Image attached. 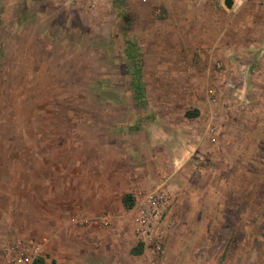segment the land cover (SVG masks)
<instances>
[{
	"label": "rangeland",
	"instance_id": "obj_1",
	"mask_svg": "<svg viewBox=\"0 0 264 264\" xmlns=\"http://www.w3.org/2000/svg\"><path fill=\"white\" fill-rule=\"evenodd\" d=\"M263 30L264 0L231 8L222 0H0V264L6 247L30 239L43 245L44 264H264V46L255 49ZM193 38L248 51L242 110L254 126L241 132L255 143L240 145L239 157L240 106L225 86L220 143L198 145L206 157L182 174L171 164L176 151L144 144L149 126H161L167 104L174 117L192 108L196 96L177 95L191 77L199 92L218 85L217 71L219 82L241 83L233 53L216 58L220 67L197 66ZM158 185L170 192L155 227L159 248L138 241L120 200ZM107 189L110 205L101 199Z\"/></svg>",
	"mask_w": 264,
	"mask_h": 264
},
{
	"label": "crops",
	"instance_id": "obj_2",
	"mask_svg": "<svg viewBox=\"0 0 264 264\" xmlns=\"http://www.w3.org/2000/svg\"><path fill=\"white\" fill-rule=\"evenodd\" d=\"M3 1V0H2ZM9 1V3H14L17 0H4V2ZM223 1V0H222ZM192 19H194V14H191ZM262 34L260 36V40L258 41L257 46L255 47V49L258 51L261 47L264 46V30L261 31ZM193 43V46L191 45L192 49L191 50H195L198 49L199 50V62L196 63V65L198 66V64H200V66L205 67L207 66V69H209V60H211V63L214 61L215 62V66L217 65V63L222 64L220 61H218L217 59H223V58H228L229 55H231V53L234 54V60H231L230 62L232 63V65L236 66V69L239 71L240 73V78L239 81H241V83L239 82V84H233L230 85L228 82V80H222L221 82H219V77H223V73L222 71H217V80H218V85L216 87H212V86H206L203 87L201 89V92H199V89H195L193 88L195 81L197 82V79L194 77H191L187 82H185L184 84H177V88L179 87V89H185V90H178L177 95H185V96H196L197 100L195 99L193 101V106L192 108H187L186 110H183L181 113H178L177 117L173 116V111L174 110L172 108L171 104H167L166 106H164V120L161 123V126L159 127V125H155L152 126L150 125L149 127L151 131V135L150 136H145V138H143L144 144H148V145H153V146H157V147H162L164 149H168L170 150L171 154L173 152L176 151V153L178 154L177 157H174L175 159H177L175 162L173 161L171 164L174 163L176 170L178 172L186 173V168L185 166H189V164H191V162L195 161L197 163H199L201 160L204 159V157H206L205 151L204 153L197 151V147L198 145H200L203 141H207V139H209L211 142L213 143H220V137L222 130L225 128V123H224V119H226V109L224 107H222L220 104H218L217 100H219L220 98H224L222 95H220L219 93L222 92L223 89H228V95H236V99H237V106H240V108H238V110H235L233 112V115H237V123L235 124V128H237L238 130L236 131L237 133L235 134V137H239V139L235 138L234 142H239V146L242 145L245 147V145L249 142L250 145L255 143V138L253 136V140H252V133L249 134V136L244 135V132L242 134V128H244V131L246 130H252L253 126L251 123L250 125H247V121L246 119L243 117L246 113V111L242 110L243 107H245L246 101H248V94L251 93V87H250V81L248 79V73H250L246 67H245V63L241 62V59L244 58L243 53L247 54L248 51L245 49L242 50H237L235 52H232L230 49H227L225 46V40L223 39H217L215 42H213L212 44H203L201 46H199V41H196L194 38L191 40ZM231 51V52H229ZM195 51H191L190 55V59L187 60V64L191 67L194 65L193 63V55H194ZM261 55L263 54H258L257 53V58L260 60V57H262ZM217 58V59H216ZM232 58V57H231ZM241 58V59H240ZM216 60V61H215ZM257 60V61H259ZM195 66V65H194ZM192 67V69L194 70L195 67ZM217 67V66H216ZM202 70V72L204 71ZM195 71V70H194ZM258 69H254L252 70L253 73H258L257 72ZM252 74V73H251ZM253 79H258V78H253ZM174 81V80H172ZM252 81V80H251ZM254 83V82H253ZM172 84H174V82H172ZM199 85V83L197 84ZM226 86V88H224ZM207 89V90H206ZM197 91V92H195ZM171 92H173V90H171ZM173 93H169V96H173ZM172 102V101H170ZM246 108V107H245ZM190 109V110H189ZM191 112V114L189 116L185 115V112ZM241 116H239V115ZM232 115V113H231ZM235 119V120H236ZM245 119V120H244ZM244 120V123H243ZM236 122V121H235ZM144 123V122H143ZM146 125V124H145ZM148 127V126H147ZM148 127V128H149ZM214 127L216 132L215 133H211L209 132V130ZM252 132V131H251ZM213 138V140H212ZM248 140V141H247ZM174 146V149L173 147ZM176 146V148H175ZM240 146L238 148V155L240 158H242V155L245 154V150L246 148ZM242 150L244 151V153L242 154ZM197 151V152H196ZM183 161V162H182ZM185 164V166H184ZM193 165V164H191ZM194 166V165H193ZM240 166V165H239ZM175 170V171H176ZM235 171V170H234ZM240 171V170H239ZM138 182V179H135ZM172 189L175 188L178 191L182 192V185H179L177 183V181H174V184L172 183ZM173 189L174 191H177ZM100 194V192H98L97 190L95 192H89L90 195V199L93 198H97L96 195ZM101 199L105 202L108 203V205L111 204L110 201V192L109 190H103L101 191ZM121 200V199H120Z\"/></svg>",
	"mask_w": 264,
	"mask_h": 264
},
{
	"label": "built area",
	"instance_id": "obj_3",
	"mask_svg": "<svg viewBox=\"0 0 264 264\" xmlns=\"http://www.w3.org/2000/svg\"><path fill=\"white\" fill-rule=\"evenodd\" d=\"M220 67L221 64L217 63ZM209 132L215 133L212 127ZM213 140V138H212ZM169 189L158 185L146 192H139L134 196V204L131 208L133 232L138 241L144 243L153 242L157 248L155 227L162 218L170 197ZM107 216H102L101 221H106ZM83 221L87 218L82 217ZM42 244L36 240H17L13 245L6 247L7 264H35L42 256Z\"/></svg>",
	"mask_w": 264,
	"mask_h": 264
},
{
	"label": "trees",
	"instance_id": "obj_4",
	"mask_svg": "<svg viewBox=\"0 0 264 264\" xmlns=\"http://www.w3.org/2000/svg\"><path fill=\"white\" fill-rule=\"evenodd\" d=\"M127 58L129 59V65L128 66L131 68V73H132L131 84L133 85L134 92H135L133 99L137 100L139 102L142 98V95H143L142 86H141V83L139 81V79H140V68L138 66L134 44L129 40L127 41ZM190 114H191V112H188V111L185 112L186 116H189ZM121 201H122L125 208L130 209V208H132V206L134 204V196L132 193H129V192L125 193L121 197ZM140 245L143 246L142 243H140ZM133 254H140V251L133 249ZM35 264H44L43 258L41 257V258L37 259Z\"/></svg>",
	"mask_w": 264,
	"mask_h": 264
},
{
	"label": "water",
	"instance_id": "obj_5",
	"mask_svg": "<svg viewBox=\"0 0 264 264\" xmlns=\"http://www.w3.org/2000/svg\"><path fill=\"white\" fill-rule=\"evenodd\" d=\"M223 5H224L226 8H231L232 5H233V0H223Z\"/></svg>",
	"mask_w": 264,
	"mask_h": 264
}]
</instances>
